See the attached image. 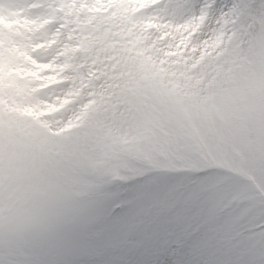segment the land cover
I'll return each instance as SVG.
<instances>
[{
	"label": "rangeland",
	"instance_id": "obj_1",
	"mask_svg": "<svg viewBox=\"0 0 264 264\" xmlns=\"http://www.w3.org/2000/svg\"><path fill=\"white\" fill-rule=\"evenodd\" d=\"M94 1L0 0L3 123L34 124L62 141L42 149L52 158L39 167H51V178L14 184L34 199L22 215L0 222L5 264L54 258L33 248L29 231L70 209L71 189L132 172L134 163L222 185L240 216L264 208V8L258 0H184L187 11L175 8L182 0H159L150 12L146 0H118L114 8L110 0ZM29 11L36 13L31 22ZM161 19L165 25L156 24ZM230 43L229 66L221 68L215 61ZM227 82L237 95L229 97L226 121L217 115L227 123L218 133L215 109L204 102Z\"/></svg>",
	"mask_w": 264,
	"mask_h": 264
},
{
	"label": "snow or ice",
	"instance_id": "obj_2",
	"mask_svg": "<svg viewBox=\"0 0 264 264\" xmlns=\"http://www.w3.org/2000/svg\"><path fill=\"white\" fill-rule=\"evenodd\" d=\"M258 3L264 8V0ZM231 48L215 64L227 68ZM236 95L227 82L204 102L215 109L218 133L227 123L216 117L226 121L229 97ZM61 142L34 124L5 125L0 114V222L29 210L33 196L14 184L51 178V167H39L52 158L42 149ZM77 195L82 199L53 216L46 230L29 231L37 252L55 254L32 264H264V223L237 218L239 209L227 203L222 185L199 184L141 162L132 172L104 175Z\"/></svg>",
	"mask_w": 264,
	"mask_h": 264
},
{
	"label": "bare ground",
	"instance_id": "obj_3",
	"mask_svg": "<svg viewBox=\"0 0 264 264\" xmlns=\"http://www.w3.org/2000/svg\"><path fill=\"white\" fill-rule=\"evenodd\" d=\"M4 3H6V1L7 0H2ZM105 0H95L94 2H97V3H103ZM155 0H146V2L147 3H145L144 4V6H143V8L147 11V12H150L149 10H150V8H156V7H159L160 5H161V3H159V0H156V3H154L153 4V2H154ZM93 2V3H94ZM116 2H119L118 0H110V3H111V7H113L114 8V3H116ZM93 3H91V4H89V5H93ZM103 5V4H102ZM100 6V5H99ZM176 7V9L179 11V9L180 8H182V11H187V9H188V7H187V5L185 4L184 5V0H182V2H181V4L180 5H178V4H176L175 5ZM178 7V8H177ZM180 7V8H179ZM42 9H43V7H42ZM36 11V10H35ZM31 14H36V13H33L32 11H29V12H26V14H25V18L28 20V21H30L31 22ZM108 19V18H107ZM117 21V20H116ZM115 21V22H116ZM161 21L163 22V23H157V21H156V24L158 25H165V21L164 20H162L161 19ZM114 22V20L112 19L111 21H110V23H113ZM171 24L174 26V21H172V23L170 22L167 26H171ZM172 27V26H171ZM25 34V33H24ZM154 36V35H153ZM148 37H150V39H152V37L149 35ZM155 37V39H154V41H159V40H157V39H159V38H157L156 36H154ZM27 38H25V40H26ZM166 39V38H165ZM159 42H161V41H159ZM23 46L24 47H27V44H25L24 43V41H23ZM22 46V47H23ZM54 115L55 116H57V114H56V112H54ZM44 117H47L46 118V120L47 121H51V123L53 122V119H52V117H54L53 116V114L51 113V114H48L47 113V115H45ZM55 118H57V117H55ZM41 124H44V122H40Z\"/></svg>",
	"mask_w": 264,
	"mask_h": 264
},
{
	"label": "clouds",
	"instance_id": "obj_4",
	"mask_svg": "<svg viewBox=\"0 0 264 264\" xmlns=\"http://www.w3.org/2000/svg\"><path fill=\"white\" fill-rule=\"evenodd\" d=\"M78 192H79V189L77 188H73L70 191L69 200H70L71 207L75 206L76 202L82 199V197L77 195ZM237 218L241 219L244 224H247L249 222L264 223V208H262L258 214H254L253 212L250 211L246 215H243V216H240L239 211H238ZM226 220L230 221V218H226ZM49 224H50V220L39 222L35 225L33 230L47 229L49 227Z\"/></svg>",
	"mask_w": 264,
	"mask_h": 264
}]
</instances>
